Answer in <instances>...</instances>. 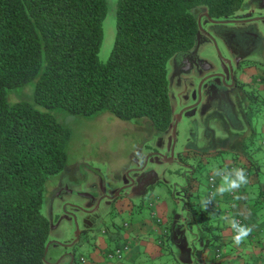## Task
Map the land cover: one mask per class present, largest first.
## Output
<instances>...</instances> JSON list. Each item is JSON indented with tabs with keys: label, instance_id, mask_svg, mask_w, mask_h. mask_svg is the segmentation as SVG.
<instances>
[{
	"label": "trees",
	"instance_id": "1",
	"mask_svg": "<svg viewBox=\"0 0 264 264\" xmlns=\"http://www.w3.org/2000/svg\"><path fill=\"white\" fill-rule=\"evenodd\" d=\"M243 1L117 0L113 45L102 62L105 0H0V264H44L49 219L41 209L43 190L47 177L63 168L70 138L51 112L9 102L6 93L34 80L33 99L45 109L110 111L137 123L148 118L164 132L173 122L167 61L195 46V9L224 18ZM243 91L250 141L238 147L251 162L247 150L259 147L252 141L256 110L249 105L258 99L252 89ZM195 202L186 201L187 213L200 221L207 209Z\"/></svg>",
	"mask_w": 264,
	"mask_h": 264
},
{
	"label": "rangeland",
	"instance_id": "2",
	"mask_svg": "<svg viewBox=\"0 0 264 264\" xmlns=\"http://www.w3.org/2000/svg\"><path fill=\"white\" fill-rule=\"evenodd\" d=\"M105 1L107 12L101 23L98 54L102 62L113 45L117 4V0ZM195 13L199 18L195 46L173 54L167 61L168 100L173 121L177 120L175 137L172 126L159 132L148 118L137 123L121 120L110 111L73 114L61 107L45 109L33 99L34 80L6 93L9 102L27 101L35 109L49 111L70 130L64 166L47 177L43 190L41 209L49 219L44 264H60L61 256L72 247L76 257L86 253V241L99 240L106 236L105 230L110 233L120 229L125 218L131 219L141 211L146 215L156 207L148 206L152 196L157 203H170L171 208L162 206L166 211L162 220L167 225L175 224L176 229L173 221L183 212L181 199L189 182L197 193L190 196L198 203L194 207H202L211 163H220L231 154L230 149L242 138L236 139V134L243 135L247 145L250 141L243 115L249 102L243 89H252L258 99L249 107L256 110L252 141L259 147L258 141L264 138V88L252 77L258 69H264V0H244L235 13L222 18L224 23L209 21L202 15V8H196ZM250 147L252 151L247 152L261 159L262 154ZM211 148L215 150L212 155L202 152ZM131 208L132 215L121 211ZM200 221L192 218L189 222L196 226L188 224V229L206 236L207 228L217 224V219L208 216ZM185 230L179 243L169 237L165 264H193L184 257L189 248L202 253L203 247ZM73 241L75 245L70 246ZM199 254L194 253L195 264Z\"/></svg>",
	"mask_w": 264,
	"mask_h": 264
},
{
	"label": "crops",
	"instance_id": "3",
	"mask_svg": "<svg viewBox=\"0 0 264 264\" xmlns=\"http://www.w3.org/2000/svg\"><path fill=\"white\" fill-rule=\"evenodd\" d=\"M255 77H260L264 81V69H258L257 73L253 75L252 81L254 83ZM261 88L262 87L259 89ZM261 130L264 132V120ZM247 131H244V133ZM237 136H242V138L237 139ZM245 136H247V134ZM236 139L237 141L239 140V142L236 143L237 145L235 144V148L232 150L230 149L231 154L222 159L220 163H211L210 166L211 168L229 165L232 167H242L248 174L249 183L242 187L237 193H225L222 196L217 195L214 198L213 204L207 208L206 216L210 217V219L212 217L217 219V224L207 228L208 232L206 236L199 235L198 231L193 234L194 239H196L195 243L203 247L202 253H198L200 258L196 264H264V138L258 141L259 149L257 152L262 154L261 159H259L258 156L255 157L256 153L254 155L251 154V162L243 158L245 153L241 147H238L239 143L244 140L243 135H240V133L236 134ZM226 149L227 148H223V150ZM213 151L215 150L211 148L202 152L207 153L206 155H212ZM182 165L185 166V163ZM254 165H256L257 168L254 169ZM218 184L219 179L217 178L215 185L217 186ZM190 185L188 189L191 192L189 197L186 194L188 190H186L183 194L184 198L181 199V201H183V212L175 222L178 224V228L175 229L177 234L182 231L183 222L187 221L185 217H189V221L193 218L187 213L188 207L186 201L190 196H197V193L193 190V184L190 183ZM206 191L207 183L204 191V199H206ZM236 195L242 196L243 199L235 200L234 197ZM150 205L151 207L156 205V207L151 208L146 215L141 211L132 216L131 219L125 218L120 229H114L110 233L107 232V230H105V232L102 231L104 232L103 235L107 237H102L99 240L86 241L85 243L87 244L83 246L86 253L80 254L79 257H76V252H73V258L72 252L68 251L65 256H61L60 264H165V249L169 244L168 231L170 225H167L162 220L163 216L166 214L163 207L168 206L171 208V206L167 200H160L157 203L153 196L148 201V206ZM133 210L134 209L131 208L129 211L127 209L121 211H125V215H132ZM169 211L170 210H167V213H169ZM238 212H244L247 218L245 219L244 216L235 215ZM229 214L235 215V218L240 219L242 224L254 226L252 233L240 246L234 244V233L223 219V217ZM133 217L136 218L133 219ZM158 219L160 221H157ZM193 220L197 221L195 219ZM219 222L222 223L218 225ZM197 223L201 224L200 221ZM194 226H196V224H192L193 228ZM164 230L166 232H163ZM183 238L184 236L182 239ZM122 244L128 245V250L125 251L122 257L117 258L108 256L109 252ZM184 257L187 261L189 259V261L195 264V256L192 248L185 251Z\"/></svg>",
	"mask_w": 264,
	"mask_h": 264
},
{
	"label": "clouds",
	"instance_id": "4",
	"mask_svg": "<svg viewBox=\"0 0 264 264\" xmlns=\"http://www.w3.org/2000/svg\"><path fill=\"white\" fill-rule=\"evenodd\" d=\"M141 162H143V157L140 156ZM212 176L211 180L213 183L219 179V184L216 186L215 191L211 194L210 198H206L202 201V206L206 210L209 203L217 195H224L225 193H237L242 187L248 185L249 177L246 170L242 167H214L211 170ZM235 200L243 199L242 196L236 195ZM235 215L244 216L247 218L244 212H238ZM235 215L229 214L223 219L227 222L228 226L233 231V242L236 246L243 244L249 235L252 233L254 226L247 224H242L239 220L235 218Z\"/></svg>",
	"mask_w": 264,
	"mask_h": 264
},
{
	"label": "water",
	"instance_id": "5",
	"mask_svg": "<svg viewBox=\"0 0 264 264\" xmlns=\"http://www.w3.org/2000/svg\"><path fill=\"white\" fill-rule=\"evenodd\" d=\"M202 15H205V16H207L206 18L209 20V21H211V22H216V21H219V23H224L225 21L224 20H219V19H212V18H210V16L208 15V13L207 12H203V14ZM198 17L196 18V22H197V26H198V29H199V22H198ZM197 38V37H196ZM176 125H177V120H174L173 122H172V124H171V126H172V130H173V137H175V133H176ZM191 177V176H190ZM189 177V178H190ZM193 177V176H192ZM191 177V178H192ZM190 183L191 182H189L188 183V186L190 187L191 185H190ZM189 188H187V190H188ZM80 194L81 195H85V196H89V194L87 193V192H80ZM188 212V211H187ZM189 215V214H188ZM189 218V217H188ZM188 218L187 217H185V219L187 220V221H184L183 222V229H182V231H180V233L179 234H177L176 233V230L174 229V227H175V224H171L170 225V228H169V231H168V233H169V237H170V239H171V242H173V243H179L180 242V240H182V237L184 236L185 237V229H187L188 231H190L189 229H188V224H192L193 222H189V220H188ZM194 219V218H193ZM194 221V220H193ZM173 223H175V222H173ZM194 224V223H193ZM176 227L178 228V224H176ZM176 228V229H177ZM190 234H195L194 232H192V231H190L189 232ZM74 242V241H73ZM71 243L70 244V246H73V244L75 245V242L74 243ZM73 248V247H72ZM71 252H72V255H73V258H74V254H73V252H74V248H73V250H71ZM75 253V252H74Z\"/></svg>",
	"mask_w": 264,
	"mask_h": 264
},
{
	"label": "built area",
	"instance_id": "6",
	"mask_svg": "<svg viewBox=\"0 0 264 264\" xmlns=\"http://www.w3.org/2000/svg\"><path fill=\"white\" fill-rule=\"evenodd\" d=\"M256 82L257 83L262 82V85H263V88H264V81L262 80V78L256 77L255 78V83ZM227 167L228 168H232L231 165H229ZM211 176H212V174L211 175H208V177H207L208 178V192H207L206 198H210L211 197V194L215 191V188H216V185H215L216 182L215 183L212 182ZM213 201H214V199L212 200L211 203L208 204L209 207L213 204ZM237 220H239L241 222L240 219H237ZM157 221H160V220L158 219ZM163 232H166V231L164 230ZM127 250H128V245L127 244H122V245H120L118 247H115V249H113V251L109 252L108 253V256L109 257H117V258H120V257H122V255Z\"/></svg>",
	"mask_w": 264,
	"mask_h": 264
},
{
	"label": "flooded vegetation",
	"instance_id": "7",
	"mask_svg": "<svg viewBox=\"0 0 264 264\" xmlns=\"http://www.w3.org/2000/svg\"><path fill=\"white\" fill-rule=\"evenodd\" d=\"M204 12V11H203ZM219 17H217V18H214V19H218ZM219 19H222V18H219ZM223 20V19H222ZM246 81V80H245ZM239 81H237V80H234V84H237ZM241 84V86L243 87V83H240ZM240 84H237V85H240ZM241 87V88H242ZM72 250H73V248H72Z\"/></svg>",
	"mask_w": 264,
	"mask_h": 264
}]
</instances>
